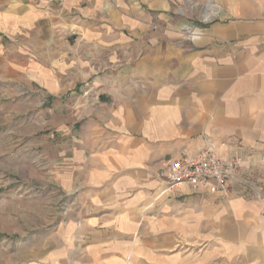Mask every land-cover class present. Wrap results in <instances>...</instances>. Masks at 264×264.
<instances>
[{
    "label": "crops",
    "instance_id": "0c3cea01",
    "mask_svg": "<svg viewBox=\"0 0 264 264\" xmlns=\"http://www.w3.org/2000/svg\"><path fill=\"white\" fill-rule=\"evenodd\" d=\"M194 1L186 38L182 0H0V90L76 202L18 264H264V198L168 180L211 140L264 186V0Z\"/></svg>",
    "mask_w": 264,
    "mask_h": 264
},
{
    "label": "rangeland",
    "instance_id": "374dc122",
    "mask_svg": "<svg viewBox=\"0 0 264 264\" xmlns=\"http://www.w3.org/2000/svg\"><path fill=\"white\" fill-rule=\"evenodd\" d=\"M182 2L169 14L185 18L192 14L195 21L181 24L179 32L186 38L200 36L214 11L208 3L198 6L194 0ZM161 24L153 22L151 28L158 29ZM12 92L0 90V264H18L30 242H43L45 233L66 222L76 209L75 196L48 180L54 174V165L51 152H44L45 131L39 133L45 127L37 125L38 131L33 133L34 126L29 123L32 114L27 107L21 106L20 110L10 106L11 100L18 97L10 95ZM85 92L90 94L89 90ZM15 108L21 112H15Z\"/></svg>",
    "mask_w": 264,
    "mask_h": 264
},
{
    "label": "built area",
    "instance_id": "2783aa9c",
    "mask_svg": "<svg viewBox=\"0 0 264 264\" xmlns=\"http://www.w3.org/2000/svg\"><path fill=\"white\" fill-rule=\"evenodd\" d=\"M35 3H63L67 0H29ZM170 185L187 184L194 190L210 193L226 191L231 186L244 195L264 198V186L246 169L239 156L224 154L221 145L208 140L205 147L194 154H184L169 161Z\"/></svg>",
    "mask_w": 264,
    "mask_h": 264
}]
</instances>
